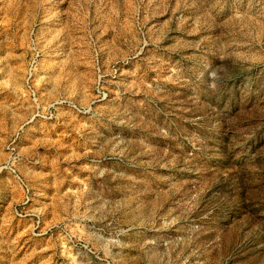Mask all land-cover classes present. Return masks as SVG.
Wrapping results in <instances>:
<instances>
[{
	"label": "rangeland",
	"instance_id": "374dc122",
	"mask_svg": "<svg viewBox=\"0 0 264 264\" xmlns=\"http://www.w3.org/2000/svg\"><path fill=\"white\" fill-rule=\"evenodd\" d=\"M0 264H264V0H0Z\"/></svg>",
	"mask_w": 264,
	"mask_h": 264
}]
</instances>
